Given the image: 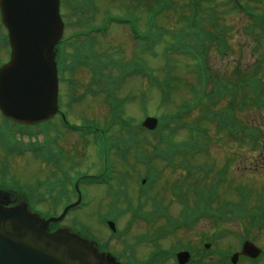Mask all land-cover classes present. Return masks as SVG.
Wrapping results in <instances>:
<instances>
[{
  "label": "rangeland",
  "instance_id": "374dc122",
  "mask_svg": "<svg viewBox=\"0 0 264 264\" xmlns=\"http://www.w3.org/2000/svg\"><path fill=\"white\" fill-rule=\"evenodd\" d=\"M249 1V0H248ZM191 3L192 1L189 0ZM179 4H181V1H178ZM96 5L100 9L101 13L109 12L111 15H117L119 18L129 19L132 18L131 16V5H139V10H136V14L138 16H141L143 19V22H141L140 26L143 28L145 24V17L146 13L143 10V2L136 3L131 0H96ZM126 5V6H125ZM136 7V6H135ZM81 18L80 15H77L75 13V17L70 19V22H75L74 32L76 30H80L79 27H77L78 21ZM165 16L161 17L162 19L160 22L163 26H165L167 29H177V27H180V25L177 23V19L179 18L178 14H171L169 13L165 19ZM238 19L237 14H232L229 17V20L232 22L233 19ZM242 20V19H240ZM126 24L129 23H121L120 25H114L110 30L109 33L113 35L114 38L107 37L105 39H100L99 44L103 43V45H120V51L121 54L124 55L120 56V61L122 64H126L128 61H130L131 57L134 55L140 56L141 54H144L141 49L137 46V44L133 41V38L131 36L130 30L125 27ZM237 27H240V21H237L235 23ZM115 35V36H114ZM230 43L232 48L236 47L235 55L229 60L223 59L220 56H211L210 61H212L213 66H215L218 69V73L220 74H226V75H232L234 73V67L237 65L236 59L242 55V64L243 65H249L251 64L255 57L251 51V48L254 49V46L250 44V40L242 33L241 28L233 32L232 38L230 39ZM244 46V52L243 54H240L239 47ZM85 49L87 48L84 44ZM115 49L118 48V46H113ZM105 48L101 45L99 52L104 55ZM82 51H77L82 53ZM88 54L90 53L87 51ZM156 52L160 56L158 58L149 57L148 60L150 63L149 65L153 66L154 73L155 69H162V64L165 62L166 58H169L171 61V64H176V61H180L181 65L177 71H173L176 78L178 76L185 77L186 82L196 86L198 88V78L196 75H193L191 72V68L188 67V65L191 63L189 58L186 57H179L178 55H174L173 57L171 54H164L163 48L158 47L156 48ZM75 53V52H74ZM91 53H93L91 51ZM95 54V53H93ZM155 54V53H154ZM147 57V56H146ZM7 59V48L2 46V43L0 42V64L3 63V61H6ZM109 59L112 60L111 57ZM75 60V59H74ZM77 62H80L78 60ZM187 66V67H186ZM163 71V70H161ZM158 71L157 74L160 76L161 79L165 76V73ZM217 71V70H216ZM165 72V71H164ZM144 73L138 72L135 75L128 76L123 80L121 83L120 88L117 90V99H125L126 97H134L131 101L126 104V113L123 114V117L126 118L132 125H136L139 122L143 120V113L144 110L147 108V111L151 113V115L159 114L164 115L167 113H176L180 109L181 103L185 100L193 102L194 101V94L191 92V89L187 87L183 83H175L174 84V91L171 93V95L168 97L167 101L161 100L160 91L157 89H150L148 86V79ZM73 80L74 84L67 83L64 85L61 89V94L63 97V105L64 109H66L69 112L70 119L72 121V124L82 126L83 121L85 118H88L89 122L92 121H99L104 126H107L110 124L112 119L114 118L112 115L111 105L110 103H107L104 96L99 94L95 98L92 97H84L82 100H78L80 103L75 104L77 101L72 97V93H82L87 85L92 84L91 79V73L87 70H85V67H79L76 69L73 73ZM190 84V85H191ZM146 96V102L143 103L141 101V97ZM193 100V101H192ZM180 103V104H179ZM223 104L221 103L220 107H222ZM198 111H201L198 109ZM198 115V114H196ZM241 120V117H239ZM242 121L244 123L250 122H256V124H261V129L263 131L262 140H264V110L261 109V111L256 108L252 107L249 108L246 113L242 116ZM194 118H191V120ZM132 126H128L126 129H122L121 125H115L111 126L109 131V136L114 137L116 135H124L128 134V129ZM0 128L4 129L5 131L11 133L13 132V129L10 128L9 125H7L4 122L0 121ZM65 129V127H64ZM40 131L41 128H38ZM123 132V133H121ZM41 132V139L44 140L45 135ZM49 135L51 136H57V133L53 130L50 131ZM143 135V134H141ZM40 134L38 133V137ZM59 136V143L61 146L66 150L73 152V154L79 159V165L73 166V170H87L89 168H92L93 173H96L99 171V168L101 166L103 167L104 164L101 163L100 158L94 151V144L90 140H84L81 138V135L77 132L71 131H65V134L62 136L58 133ZM148 136V135H147ZM214 140L212 142V145H210V150L207 153H201V156L195 157V159H191V164L194 167H204L206 165L215 164L217 168H223L228 167V181H234L236 180L238 182L237 187L240 186H248L251 189H254L255 191L258 190L264 186V168L260 173H256L254 168L256 167V160H253V157L260 154V156L264 157V154H261L260 152H255L250 150L251 146L255 145L251 142L246 144V149L244 148L245 152L241 150L239 144H237L234 140H232L227 132L223 133V138H217V134L213 132L212 134ZM23 137V136H22ZM129 138H132L131 136H128ZM180 139L182 137L179 136ZM185 139V138H184ZM149 142L150 145L147 148L141 149V152H145L147 154H151V152L154 149V143L155 141L152 140V138L149 136ZM2 141H0V184L8 183L10 185L17 186H35L38 181H43L46 178H51L53 176L52 172L55 170L52 166L49 164H45V160L43 158H37L33 153L26 155V154H17L12 153L9 157L5 152L4 148L1 144ZM248 142V141H246ZM238 147V148H237ZM135 150H131L128 152V163L126 166L130 168L129 166H133L131 168L130 172V180H128V197L137 199L138 194V182L137 177L144 172H147V167H145L142 164H138L137 160L135 159ZM53 153H58L63 155L64 153H61L58 149L54 150ZM253 153V154H252ZM114 152H112V155ZM67 155V154H66ZM114 158V157H113ZM117 159V158H116ZM83 162V163H81ZM96 162V164H94ZM119 163V161H117ZM101 165L99 167V165ZM167 164L165 162H161L159 160L156 161V163L153 165L156 168V172L158 174V182L154 186V196L158 195L165 200L164 205L169 207V212L171 215L178 217L180 215V212L182 210L181 204L174 198H172V195L170 193V188H165V182L170 180L171 182L177 184L181 178H184L183 173L184 170H174L166 166ZM69 164L65 163L66 172L65 170L58 171L59 177H65L69 172L71 174V169L69 168ZM124 164L119 163L117 165L118 172H127L124 168ZM196 170V169H195ZM140 172V173H139ZM126 174V173H123ZM75 177V173L72 175ZM204 177L202 174L197 175L196 177H192L191 180L195 184L196 178L201 179ZM205 178V177H204ZM133 179V180H132ZM120 179H117L113 181V184L115 187L118 186V183ZM206 184L200 183V187H205ZM160 188V189H158ZM232 189H226L225 191H222V195L227 196V201L231 202H238L239 196L236 195V190ZM88 192L84 193V200L85 204L81 208H78L76 210H73L69 217L66 220V224L71 225L77 230H81L80 227L75 226L79 219H82L86 224V226L94 232L96 236H98L101 240H104L107 236L110 234V230L108 227H106L102 223L101 216H107L111 215L112 210V204H113V198L111 197L109 193V187L102 186V187H89L87 189ZM191 190H193V187H191ZM137 193V194H136ZM73 196V201H76V195L75 193H70ZM32 197V196H31ZM131 198V199H132ZM194 200V196L192 194L191 197ZM70 200H68L69 202ZM133 203L135 204V201L132 199ZM68 202H62L60 205V210L63 209V207L68 204ZM217 207V204H215ZM122 208H126V204H120ZM38 209L46 214H55L56 211L54 209V205L51 202H45L41 204ZM85 217V218H84ZM119 230L121 231H128V240L129 241H135L137 237L139 236H145L153 234V229L150 227V225L145 220H135L132 222V215L130 213L124 212L119 217ZM160 225H164V220L159 221ZM159 225V226H160ZM215 225V224H214ZM212 225L210 222L203 220L199 222L194 229H180L177 232H173L172 234L167 233H161L155 238L150 237V243L149 242H142L138 245H135V249L137 251V257L141 260L146 259L150 253L154 254L157 252L158 246H161L162 249L168 250L171 249L174 245H178L179 243H193L195 248H200L202 246V242L207 243L211 242L209 240H202V233L206 232V234H216L217 232L220 233L218 235L219 239L217 241V246H219L221 249H230V245H233V250H236L237 247H239V243L235 239L236 237L234 235L231 236H224L222 235V228L216 229V226ZM223 228H226L228 230H240L244 231L243 224L239 225L236 222L228 223ZM258 231V232H257ZM257 232V233H256ZM254 239V241L264 248V230H254L251 233V239ZM119 245V244H118ZM122 250V248L120 247ZM217 258V257H215ZM220 263L218 260H214V262L208 261L206 264H214V263ZM176 263V260L174 258H169L165 261L164 264H174ZM247 264H264V257L258 261V262H247Z\"/></svg>",
  "mask_w": 264,
  "mask_h": 264
},
{
  "label": "water",
  "instance_id": "95a60500",
  "mask_svg": "<svg viewBox=\"0 0 264 264\" xmlns=\"http://www.w3.org/2000/svg\"><path fill=\"white\" fill-rule=\"evenodd\" d=\"M50 39V30L41 33L31 29L15 42L16 52L24 53L28 50V55H32V52L37 51L40 56H49V61L43 64L41 70H37L29 61L23 65V70L17 71V62L3 69L0 72L1 107L7 106L13 108L14 112L33 115V120L47 119L57 110L55 101L58 78L54 47H47ZM38 43L45 45L44 49ZM8 75H12L14 80L20 78L26 99L20 93L16 94V98L23 102L13 101L12 92L3 93L2 85ZM46 94L49 97L47 106L36 109L30 106L29 103ZM10 102L12 106H8ZM4 199L7 200V197L0 195V264H101L97 250L89 246L87 241L66 231L48 234L46 225L41 226L40 219L29 213L26 206L9 208L6 207L7 202L5 204Z\"/></svg>",
  "mask_w": 264,
  "mask_h": 264
},
{
  "label": "trees",
  "instance_id": "16d2710c",
  "mask_svg": "<svg viewBox=\"0 0 264 264\" xmlns=\"http://www.w3.org/2000/svg\"><path fill=\"white\" fill-rule=\"evenodd\" d=\"M210 1L211 2H208V0H205L204 2L196 3V5L199 6L200 10H203L204 8H212V4H214V3L221 2L220 0H214V2H213V0H210ZM223 5L226 7H232L233 4L223 3ZM225 9L222 13H220L221 18H222V15H226L227 13H229L228 11H225ZM193 10L194 9H189V11L191 13H193L192 12ZM231 10H232V8H231ZM242 11H245V13L251 18V22L249 24L250 27L252 29L261 28V30L263 31V34H264V0H254V4L250 5V8L243 9ZM183 16L187 17L188 14L185 12V13H183ZM195 42H197V41H195ZM195 42H193V43H195ZM192 47L197 52L205 51V53L202 54L203 56H207L209 49L213 48V46H210V47L205 46V45L199 46L197 44H191V48ZM187 48L190 49V47H187ZM258 50H259V47H258ZM219 51L222 53L223 52L227 53L229 51V48L226 46L225 43H220ZM260 67H264V60L257 61L256 66L254 68L249 67L243 71H242L240 66L237 68L236 74L234 75V78L237 82V85L235 86L234 91L238 94L235 96V99L232 101V105L235 108L242 106L243 104L241 103V101H246V99H249L250 101L254 102L260 108H264V74L263 75L261 74ZM210 73H212V69H210ZM213 77H214L213 80H214L215 84H217V85L215 86V88H214L213 92H211V94L212 95H219L222 93V91L224 90V87L226 86V84L229 80H227L226 78H224L220 74H216V75L213 74ZM211 78L212 77L210 76L209 79H211ZM214 99L215 98L213 97L212 101L208 102L206 104L214 103L216 101ZM214 106H215V104L213 105V107L212 106L206 107L205 112L209 113L210 111L213 110V108H215ZM235 110L236 109L228 110L227 114L230 111L235 112ZM238 110H240V109H238ZM227 114H226V120H228ZM235 120H236L235 118H231L228 121L230 123H233V122H235ZM228 121L225 123L221 133L217 134L218 135L217 138L222 139L223 133L225 131H229V130H232L234 132L235 138H238L239 136H241L245 132H248V133L251 132L253 134V136H255L254 137L256 140L255 142H258L257 145H260V146L262 145V142H259V138H257V136L263 135V131H261L260 128L256 127L257 126L256 123H249L246 126V128H243L241 124H239V125L234 124V125L230 126ZM243 125H246V124H243ZM262 147H264V145ZM188 167H192V165L189 163ZM240 188H242V187L240 186ZM244 188H246V187H244ZM252 190H251V188H249V190L247 189V191H243L242 192L243 197L241 199L239 198L238 202L227 201L226 196H224L222 198L220 197L218 199V201L216 200L217 206L219 208L215 209L214 212L218 213L219 216H213L212 217L213 220H211V221L213 223H216L217 226H220L222 221L226 222V220L224 218H231L233 220L240 219L242 221V223H244V224L246 223L249 228L255 227L257 225V222L255 220H251V219H253L255 217H264V196L259 194L260 192L258 190H256V191L254 189H252ZM204 193H205V191L202 193V195H204ZM247 195H251V199L253 201H250L247 198H245V196H247ZM221 208L231 209L232 212L231 213L230 212L229 213L228 212L219 213ZM262 223H264V222H262Z\"/></svg>",
  "mask_w": 264,
  "mask_h": 264
}]
</instances>
